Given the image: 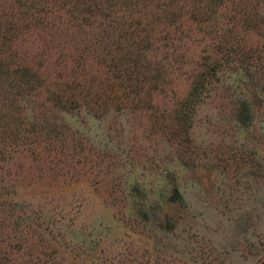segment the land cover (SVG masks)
Instances as JSON below:
<instances>
[{
    "label": "rangeland",
    "instance_id": "1",
    "mask_svg": "<svg viewBox=\"0 0 264 264\" xmlns=\"http://www.w3.org/2000/svg\"><path fill=\"white\" fill-rule=\"evenodd\" d=\"M51 1L27 23L31 0H0L14 31L0 38V264H264V0L210 17L183 0H84L62 20ZM165 4L178 23L152 18ZM169 172L184 205L166 232L134 204L158 201Z\"/></svg>",
    "mask_w": 264,
    "mask_h": 264
},
{
    "label": "trees",
    "instance_id": "2",
    "mask_svg": "<svg viewBox=\"0 0 264 264\" xmlns=\"http://www.w3.org/2000/svg\"><path fill=\"white\" fill-rule=\"evenodd\" d=\"M57 1L58 0H54L56 8L55 10L51 12L52 17L55 20L63 19V18L61 19V17H64V14H61V11H64L62 10L64 7H72L73 9L71 10H74L75 12L71 10H69V12L71 11L74 15H77L78 12L82 10L81 8L86 7L88 5V3L84 0H59V2ZM106 1L110 2L108 9H112L118 6V4L113 3V0H106ZM134 1L138 3L139 0H129V2H134ZM222 1L223 0H183L184 5L190 4L191 6V4L193 3L192 6H194V9L190 10L189 12H192L199 17H204V16L210 17L211 15H213L218 5L222 4ZM31 2H32V6H30V8L27 11V12H30V16L29 17L27 16V18L24 19L26 20L27 23H29L28 19L31 17H33L35 20L36 16L39 15L38 14L39 11H44L48 9L47 12H49L51 9L50 6H52L51 0H31ZM172 7L174 6L172 5ZM172 7L170 9V7L167 4H165L164 11L167 12L166 14H162V12L160 11L151 16H153L152 18H156V20H158V22H161V23H175L178 20V16L173 14L177 12L174 9H172ZM16 9L17 7L13 5L12 8L10 9L11 13L4 18L7 23V20L11 17L10 21L8 22L11 28H12V25L16 22V19L18 16V14L16 13L14 16V12L17 11ZM19 10H20V7H19ZM5 13L6 11L3 8L2 9L0 8V20L5 15ZM23 16L26 17V14L24 13ZM43 16L47 18L46 15H43ZM112 18L108 16V19H110L111 23H113ZM150 23H154V22L150 21ZM47 24L49 28L54 27L55 29V24L51 23L49 19H48ZM63 24L64 26H67L66 22ZM17 25L19 26V24ZM9 30L11 29L10 28L6 29V31H4V29L3 30L0 29V38L3 39V43L5 44L9 41L8 36L14 34L13 33L14 31H9ZM62 38L63 36L58 37L60 41L62 40ZM63 43L64 42L62 41L61 44ZM217 67H219L217 64L212 67L210 66L208 71H206V74L205 75L203 74L202 77H199L197 82L193 84L191 93L188 95L187 100L183 103L186 109L190 107L193 103H195V101L199 97L202 96L205 82L209 83V80H211L212 76H215L217 74L218 72ZM123 69H124V66L118 67V70L120 71H122ZM9 71H10V65L5 60H0V76L6 75ZM18 74L20 75V77H23L26 75L28 76V74L32 75V71H30L29 69H26L23 73L19 72ZM252 107H253L252 103H250V106L245 104V108L241 110L242 115L239 118L240 123L242 125H246L249 131L251 130L252 124H253L254 110L252 109ZM186 109H185V112L181 114V117H180V124H183V125H189V120L191 118L190 112H188ZM247 149L252 155H256V156L260 155V150L257 145L248 144ZM167 183H168V188L166 191L162 193L158 201L156 199V201L149 203L147 199H145V201L143 202L141 201V198L137 197L135 199L134 211H136V214H138V216H140V218L144 221H150V218H152L151 217L152 215H154L155 218L160 217L158 221L160 222L161 227L163 228L164 231L169 232L172 229L171 227H174L180 224V222H183L182 216L181 215L178 216V214L181 211V209H183L182 204L184 205V203H183L182 194L179 189L180 187H179V181H178L177 176L170 172L167 173ZM134 193H136V191H134ZM156 214H159V216Z\"/></svg>",
    "mask_w": 264,
    "mask_h": 264
}]
</instances>
